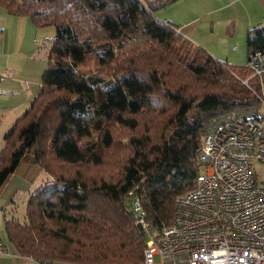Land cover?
I'll return each instance as SVG.
<instances>
[{"label":"trees","instance_id":"obj_1","mask_svg":"<svg viewBox=\"0 0 264 264\" xmlns=\"http://www.w3.org/2000/svg\"><path fill=\"white\" fill-rule=\"evenodd\" d=\"M174 1L0 0L9 15L56 32L39 90L0 147V186L22 161L52 176L30 194L26 221L5 220L21 255L138 264L147 236L132 197L153 229L170 224L175 198L195 186L207 121L258 103L249 67L214 58L157 18ZM246 48L264 49V17Z\"/></svg>","mask_w":264,"mask_h":264},{"label":"built area","instance_id":"obj_2","mask_svg":"<svg viewBox=\"0 0 264 264\" xmlns=\"http://www.w3.org/2000/svg\"><path fill=\"white\" fill-rule=\"evenodd\" d=\"M245 65L257 79L259 102L207 121L195 186L175 198L171 223L153 229L138 195L132 197L135 222L147 236L138 264H264V181L253 170V161H264V49Z\"/></svg>","mask_w":264,"mask_h":264},{"label":"rangeland","instance_id":"obj_3","mask_svg":"<svg viewBox=\"0 0 264 264\" xmlns=\"http://www.w3.org/2000/svg\"><path fill=\"white\" fill-rule=\"evenodd\" d=\"M202 1L204 7L215 3L213 0H176L160 9L158 8L155 15L159 19H165L172 15L180 17L181 11L194 7V2L200 4ZM237 7H241L240 3H237ZM198 27L197 32L203 36V40L200 37H195V40L201 43L199 47L207 50L214 58L229 64H247L249 56L246 48L247 31L244 34L237 32L233 36L224 37L225 28L218 26L217 23L203 20ZM55 33L53 25L37 27L28 17L9 15L6 9L0 6V144L1 142L3 144V133L11 126L8 125L9 122H12L10 119L12 120L19 115L21 110L29 104L28 99L26 100L29 95L24 94L21 85L25 87L26 83L34 81L32 79L34 75H37L38 78L35 83H40L41 73L47 66L49 49ZM187 38L196 44L192 38L189 36ZM235 76L244 79L239 75L235 74ZM12 81L14 82L13 87L16 90H21L17 91L16 94L6 90ZM259 110L264 114V103L259 104ZM253 170L258 182L264 181V161H253ZM51 178L52 176L49 177V179ZM27 200H19L20 202L14 211V217L20 222L26 221ZM34 260L40 261L42 259ZM56 262L79 263L70 260Z\"/></svg>","mask_w":264,"mask_h":264},{"label":"crops","instance_id":"obj_4","mask_svg":"<svg viewBox=\"0 0 264 264\" xmlns=\"http://www.w3.org/2000/svg\"><path fill=\"white\" fill-rule=\"evenodd\" d=\"M213 1L215 3L205 7L203 6V1L200 4L199 2H194V7L181 11L180 17L172 15L161 20H168L171 22L186 38L189 36L198 46L201 45V43L196 41L195 37H200V39L203 40L201 33L197 32L199 29L198 25L203 20L210 23H217L218 26L224 27V37L233 36L237 32H242L244 34L249 27L263 21L264 0ZM237 3H240V8L237 7ZM1 16L3 17L2 14ZM32 79L34 81L26 83L25 87L20 84L23 87L22 91L24 94L29 95V97L26 98L29 103L32 97L38 92L40 84L35 83V81L38 80L37 75H34ZM13 86L14 82L12 81V83L7 86L6 90L11 91L12 94L21 91L16 90ZM28 105L29 104H27L25 108ZM25 108L21 110L20 114ZM17 116H12L14 118H12V120L10 119L12 122H9L10 124L8 125H12ZM1 146L2 142L0 144V147ZM49 177H51V175L42 169L39 164L22 161L17 164L14 171L7 176L0 186V242H2L5 247L4 251H0V264H32V258L21 255L14 244L7 239L4 233V223L7 219H16L14 217V211L20 202L19 200L28 199L30 194L41 185L43 181L46 179L49 180Z\"/></svg>","mask_w":264,"mask_h":264}]
</instances>
